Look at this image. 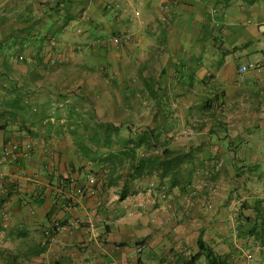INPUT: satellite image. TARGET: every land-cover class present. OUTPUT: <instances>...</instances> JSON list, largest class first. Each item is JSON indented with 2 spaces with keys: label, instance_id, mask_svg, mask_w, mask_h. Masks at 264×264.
<instances>
[{
  "label": "crops",
  "instance_id": "obj_1",
  "mask_svg": "<svg viewBox=\"0 0 264 264\" xmlns=\"http://www.w3.org/2000/svg\"><path fill=\"white\" fill-rule=\"evenodd\" d=\"M259 160L264 0H0V264H264Z\"/></svg>",
  "mask_w": 264,
  "mask_h": 264
},
{
  "label": "trees",
  "instance_id": "obj_2",
  "mask_svg": "<svg viewBox=\"0 0 264 264\" xmlns=\"http://www.w3.org/2000/svg\"><path fill=\"white\" fill-rule=\"evenodd\" d=\"M232 0H218L220 4H228ZM211 112L208 114L209 117L214 116L218 112V107H213L209 108ZM205 122L201 124L200 127L197 129L202 130L205 127ZM103 130H119L120 128H116L112 126L111 124H102ZM161 126H158L157 124H150L147 128H145V131L148 132L147 137H142V138H137L133 139L132 145H131V150L128 151V158L130 161L133 163V165L136 164V167L133 170V174L137 177L141 175L142 169L145 167L144 165L141 166V157L140 153L145 152L146 150L152 151L156 148L163 147L162 152L159 155L152 154L149 156L148 159V177H151L154 175V170L158 169L159 170V178L166 176L167 174H170L171 176H176L177 175V169L178 166H180V163L183 161V157L178 155L174 156L172 152L166 147L167 145V140L164 141V143L159 144V140H157L153 132L156 129H159ZM126 130H135L134 125L128 126V128H125ZM140 152V153H139ZM132 165V166H133ZM134 167V166H133ZM161 171V172H160ZM161 173V174H160ZM143 244L142 241L136 242V246H141ZM201 246V245H200ZM204 256L207 264H226L222 259L218 256H216L211 249L205 248L204 249Z\"/></svg>",
  "mask_w": 264,
  "mask_h": 264
},
{
  "label": "rangeland",
  "instance_id": "obj_3",
  "mask_svg": "<svg viewBox=\"0 0 264 264\" xmlns=\"http://www.w3.org/2000/svg\"><path fill=\"white\" fill-rule=\"evenodd\" d=\"M159 1V0H158ZM113 13V10H110V15ZM12 41H13V38H12ZM12 41H11V43H12ZM11 54H13V51H12V53ZM253 56V55H252ZM250 57L251 56H247V57H244V58H242L241 60L242 61H244L245 59H250ZM116 125L118 126V127H122L123 129H124V131H126V129L125 128H127L128 126H130V125H133L131 122H126L125 120L124 121H120V122H117L116 123ZM134 125H135V123H134ZM238 144V143H237ZM238 147V146H237ZM240 150H242V149H236L233 153H235V158H237V160L238 159H240L241 157H240V155H238L237 153H238V151H240ZM244 158L246 159L247 158V156L246 155H244ZM247 162H245V164H246ZM241 165V164H240ZM240 165H234L233 164V170H236L238 167H240ZM259 165H261L260 166V168L261 169H264V161L262 160H259ZM257 175H258V171L256 170L255 172H253L252 173V183L251 184H249L248 183V185H247V189L250 191V192H252L253 190H258V191H261L262 190V188L261 187H259L258 185H256L257 184ZM255 180H256V182H255ZM238 191H240V192H242L243 191V188L242 187H240V188H238ZM204 261H205V259H204V257L203 256H200V257H198L197 258V260H196V264H203L204 263Z\"/></svg>",
  "mask_w": 264,
  "mask_h": 264
},
{
  "label": "built area",
  "instance_id": "obj_4",
  "mask_svg": "<svg viewBox=\"0 0 264 264\" xmlns=\"http://www.w3.org/2000/svg\"><path fill=\"white\" fill-rule=\"evenodd\" d=\"M123 41V37H115L113 38V43L118 45ZM258 69V65L254 64V63H249L247 65H242L238 68L239 72H245L247 70H257ZM14 150H16V145H11V149H4L2 154H1V158L2 159H15L16 155L15 152H13ZM0 179H2V176L0 174ZM54 227L55 228H60V225L58 223H54ZM45 235L48 236V232H45ZM42 244H45V241H42ZM137 252H140L141 247L137 246L136 248Z\"/></svg>",
  "mask_w": 264,
  "mask_h": 264
}]
</instances>
